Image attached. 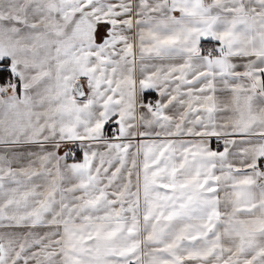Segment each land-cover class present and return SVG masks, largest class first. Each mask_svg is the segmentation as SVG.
<instances>
[{"label":"snow or ice","instance_id":"1","mask_svg":"<svg viewBox=\"0 0 264 264\" xmlns=\"http://www.w3.org/2000/svg\"><path fill=\"white\" fill-rule=\"evenodd\" d=\"M0 264H264V0H0Z\"/></svg>","mask_w":264,"mask_h":264}]
</instances>
